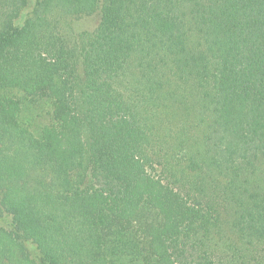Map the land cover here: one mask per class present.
Returning <instances> with one entry per match:
<instances>
[{"label": "trees", "instance_id": "obj_1", "mask_svg": "<svg viewBox=\"0 0 264 264\" xmlns=\"http://www.w3.org/2000/svg\"><path fill=\"white\" fill-rule=\"evenodd\" d=\"M36 1L0 0V261L264 264V0Z\"/></svg>", "mask_w": 264, "mask_h": 264}, {"label": "rangeland", "instance_id": "obj_2", "mask_svg": "<svg viewBox=\"0 0 264 264\" xmlns=\"http://www.w3.org/2000/svg\"><path fill=\"white\" fill-rule=\"evenodd\" d=\"M36 0H29L28 7L23 11V18L32 14L33 9L36 5ZM98 15H94L90 18L81 20L75 24L76 31H92L98 24ZM27 104V103H26ZM25 104V106H26ZM26 110V109H25ZM51 108L45 103V101L35 102L31 106L30 111H25L22 114L21 120L27 125V127L34 133L37 134L45 126L51 124ZM0 228L9 231L11 229V218L8 214L0 209ZM19 258L17 255L11 256L5 254L0 261V264H20L18 263Z\"/></svg>", "mask_w": 264, "mask_h": 264}]
</instances>
